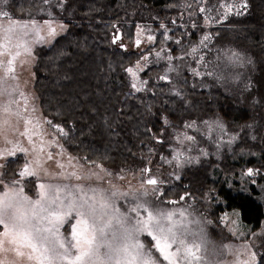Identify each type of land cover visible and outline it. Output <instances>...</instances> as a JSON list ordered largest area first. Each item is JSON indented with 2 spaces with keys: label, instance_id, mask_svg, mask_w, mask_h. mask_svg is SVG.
<instances>
[{
  "label": "rangeland",
  "instance_id": "rangeland-1",
  "mask_svg": "<svg viewBox=\"0 0 264 264\" xmlns=\"http://www.w3.org/2000/svg\"><path fill=\"white\" fill-rule=\"evenodd\" d=\"M13 1L9 0L4 4L3 0H0V11L10 13L8 18L0 17V24L6 27L10 19L21 21L35 19L39 24L48 20L54 22L53 27L57 28L58 35L54 39L49 38L45 27L39 35L50 42H37L39 36L29 29V35L23 37V40L29 42L31 56L25 53L23 48L16 49L10 45L13 54L16 51L21 52L13 65L15 73L6 75L4 70L0 69V78L4 80L3 84H0V90H6L0 95V123L7 121L3 134L0 135V149L12 148L17 143L28 149L27 154L17 152L15 157H8L6 161L0 160V163H7L11 159L17 161L15 169L17 177L11 178L7 167L0 170L6 173L0 177L2 181L0 196L8 193L9 198L19 199L21 196H27L31 200H36L40 199L41 183L59 186V191H53L50 195L58 196L60 200H64L69 194L90 200L94 197L92 202L96 203L98 208L101 203L107 202L109 207L106 211L110 216L123 214L133 223L137 216L130 210L143 203L150 210L174 213V220H181L191 232L199 234L189 235L187 239L189 242L195 240L196 243L203 239L200 251L203 257L201 264H253V253L256 254L258 262L260 256L264 254V224L254 228L245 223L241 216L234 219L232 213L234 210L239 211L238 209L226 210L219 216L216 214L212 216L215 203L221 199L213 189H203L199 178L201 174L214 167L221 168L223 158L231 153L241 133L253 129L255 121H251V125L248 123L241 126L239 131L232 132L218 119H194L172 123L165 117L162 134L149 144L148 152L143 158L129 165L115 167L88 161L85 156L71 150L68 144V131L44 114L39 95L34 88L37 59L41 50L39 48L51 46L57 37L67 31L63 14L68 0H36V8L22 14L13 10ZM230 2L232 0H205L203 3L197 0V5L193 9H183L172 19L142 9L132 11L119 19L113 27V38L119 37L113 43V48L140 53L139 58L124 68L128 81L127 95L143 97L147 102L155 94L156 83L168 82L174 87L188 83L197 89L221 88L231 95L240 94L239 98L245 99L247 93L243 92L249 91L250 77L256 67L252 54L245 49L229 45L221 47L216 44L217 34L214 27L238 16L230 13L225 19L221 14L225 9L220 5ZM202 7L208 11L200 12L199 9ZM61 24L66 26V30L62 31L58 27ZM129 24L133 25L131 38L126 33ZM4 35L0 29V43H7L3 40ZM205 35L211 36V39L205 42L207 47L200 43ZM149 36L154 39L149 40ZM160 36L162 42L159 47H155ZM18 39V36L13 35L12 44L14 45ZM137 41L140 43L137 44ZM194 47L198 49L196 53H192ZM234 53L239 55V60L233 56ZM169 57L172 59L169 60ZM199 57H203V60ZM230 57L232 59H229ZM10 59L11 56L8 54L0 57V60L5 62ZM22 60L29 63L22 66L20 63ZM137 64L142 70L137 71V75L133 77L127 69L136 70ZM193 69L199 71L201 75H195ZM209 71L214 74L207 75ZM13 75L17 79H12ZM72 81H75V78ZM133 83L141 90L134 89ZM5 107L8 108L7 112L4 111ZM28 120H31V123H28ZM49 121L51 123H48ZM23 132H27V135H21ZM189 136L193 139H187ZM5 137L12 143H5ZM26 162L36 169L37 176H19ZM61 165L63 167H60ZM251 170L253 174L250 178L257 183L261 170ZM248 171L249 169L246 173ZM149 178H154L160 183L158 186L149 185L146 183ZM180 182L181 194L178 197H166L167 190ZM157 187L159 191L153 193V189ZM145 190L148 191V195L143 194ZM262 198L264 200V195ZM181 211L184 213L183 217L180 215ZM145 216L146 212L141 209L139 218ZM113 225L119 227L115 220ZM4 231L3 225H0V234ZM60 233L66 244L72 242L68 223L60 227ZM139 240L145 245L143 251H150L153 258L162 260L153 246L154 241H151L147 234H141ZM5 247L11 250H0V262L3 264H40L35 258L37 253L22 242L6 243ZM175 248L176 245H173L172 250ZM16 249L24 255H17ZM100 251L103 254L105 249L102 248ZM29 256L32 258L29 259Z\"/></svg>",
  "mask_w": 264,
  "mask_h": 264
},
{
  "label": "trees",
  "instance_id": "trees-1",
  "mask_svg": "<svg viewBox=\"0 0 264 264\" xmlns=\"http://www.w3.org/2000/svg\"><path fill=\"white\" fill-rule=\"evenodd\" d=\"M249 2L245 14L214 27L216 44L245 49L254 58L256 67L250 77L249 91L243 92L247 93L245 99L221 88L197 89L188 83L174 87L168 82H159L154 85V96L146 102L143 97L127 95L124 68L139 58L140 53L113 48V27L123 16L140 9L172 19L183 9H193L197 0H68L63 14L66 33L57 37L51 46L39 48L34 88L44 114L68 131V144L73 152L88 161L112 167L129 165L143 158L149 144L162 134L165 117L172 123L218 119L232 132L254 120L253 129L244 130L231 153L223 158L222 166L219 165L222 169L214 167L199 178L203 189H213L221 199L215 203L212 216L238 209L245 223L261 227L264 224V193L261 191L264 188L261 183V180L264 182V96H261L264 95V0ZM35 6L36 0L12 2L18 14L28 13ZM126 33L131 38L133 25L126 27ZM161 42L162 36L155 47ZM110 85L113 87L109 88ZM90 118L105 122L106 129L98 130L97 124H90L96 123ZM106 132L113 134L111 139ZM134 133L136 138H133ZM120 134L127 135L126 139L133 144ZM16 167V160L7 162L11 178L17 177ZM248 169L261 170L259 183L251 180L246 173ZM215 170L217 175L212 172ZM235 182L237 187L233 185ZM246 185L250 190L253 188L252 191H248ZM181 190L180 182L167 190L166 197H178ZM262 262L264 254L257 264Z\"/></svg>",
  "mask_w": 264,
  "mask_h": 264
},
{
  "label": "snow or ice",
  "instance_id": "snow-or-ice-1",
  "mask_svg": "<svg viewBox=\"0 0 264 264\" xmlns=\"http://www.w3.org/2000/svg\"><path fill=\"white\" fill-rule=\"evenodd\" d=\"M8 2L9 0H3L4 4ZM201 2L203 3L205 0H201ZM220 7L225 9L221 14L227 19L230 13L235 15L245 14V10L249 5L248 0H232V2L220 5ZM199 11L205 12L208 10L202 7ZM9 16L8 11H0V17L8 18ZM209 19L212 18L209 17ZM53 23V21L48 20L44 21L43 24H39L35 19L30 21L10 19L6 27L0 24V29L5 33L3 40L7 42L0 43V57L5 54L11 56V59L7 62L0 60V69H3L6 75L9 73L14 74L15 68L13 65L21 52L16 51L13 54L10 45L16 49L23 48V51L31 56L30 44L27 40H23V37L28 36V30L31 29L33 34L39 36L37 42L45 41V37L39 34L46 27L48 37L54 39L58 33L57 28L53 27ZM58 27L62 31L66 30V26L63 24L58 25ZM13 35L19 37L14 45L12 44ZM116 39H119V37H115L113 42ZM148 39L153 40L154 37L149 36ZM210 39V35H205L200 43L207 47L205 42ZM45 42H50V40ZM139 43L137 41V44ZM197 51V48H192V53ZM157 56H159V53H157ZM233 56L239 60L238 54L234 53ZM171 59L172 57H169V60ZM199 59L203 60V57H199ZM20 63L23 66L29 61L22 60ZM139 70L142 69L137 64L136 70L128 68L127 72L135 77ZM169 71H172V69H169ZM193 72L195 75H201L195 69H193ZM213 74L211 71L207 72V75ZM12 79H17V77L13 75ZM161 79H166V77H161ZM3 82V78H0V84H3ZM132 87L137 91L141 90L137 88L136 83H133ZM4 91L6 90H0V95H3ZM4 111L7 112L8 108L5 107ZM28 123H31V120H28ZM6 124V120L0 123V135L3 134L4 125ZM60 131L63 130L60 129ZM21 135H27V132H23ZM187 139L192 140L193 137L189 136ZM29 140H31L30 136ZM5 143L12 142L5 137ZM17 152L27 154L28 149L18 143L12 148H2L0 149V160L6 161L8 157H15ZM49 159H51V155H49ZM6 167L7 163H0V170ZM60 167H63V165ZM144 171L149 170L144 169ZM5 174L4 171H0V177ZM252 174V170L249 169L248 175ZM37 175L36 169L30 167L28 162L25 163L23 170L19 172L21 177H35ZM73 175L75 174L73 173ZM146 183L158 186L160 182L154 178H149ZM39 188L40 199L36 200H31L27 196H21L19 199L9 198L8 193L0 196V225H3L5 229L0 234V237H2L0 238V250H11L5 247L6 243L17 244V242H22L37 253L35 258L40 264H163L165 261L167 264H201L203 261V257L200 255L203 239L200 243H196L195 240L189 242L187 239L189 235L197 236L199 234L191 232L183 225L181 220H174V213L172 212L166 213L158 209L150 210L145 204L140 203L130 210L136 213L137 216L133 223L123 214L110 216L106 211L109 204L103 202L98 208L96 203L92 202L95 199L94 197L90 200L69 194L64 200H60L58 196L50 195L53 191L58 192L59 186L41 183ZM158 191V187L153 189V193ZM143 194L148 195V191L145 190ZM141 209L146 212V216L142 219L139 218ZM113 211L116 210L113 209ZM180 215L183 217V211ZM232 216L234 219H238L240 212L234 210ZM114 220L119 225L118 228L114 227ZM65 223L69 224L72 238V242L67 244L60 233V227ZM141 234H147L151 241H154L153 246L159 256L162 257V260L158 261V259L153 258L150 251H143L145 245L139 240ZM173 245H176L174 251L172 250ZM102 248L105 249L103 254L100 251ZM16 252L19 256L24 255L18 249H16ZM31 258L29 256V259ZM252 260L253 264H257L255 253L252 254ZM0 264H3V262H0Z\"/></svg>",
  "mask_w": 264,
  "mask_h": 264
},
{
  "label": "bare ground",
  "instance_id": "bare-ground-1",
  "mask_svg": "<svg viewBox=\"0 0 264 264\" xmlns=\"http://www.w3.org/2000/svg\"><path fill=\"white\" fill-rule=\"evenodd\" d=\"M150 1H151V0H150ZM152 1H154V0H152ZM116 3H118V2H116ZM116 3H115V4H116ZM159 3H160V1H159ZM119 4H120V3H119ZM119 4H118V6H119ZM153 4H154V3H153ZM154 5H155V4H154ZM240 28H241V27H240ZM237 29H238V28H237ZM255 34H256V33H255ZM262 66H263V65H262ZM120 68H121V67L119 66V70H120ZM111 86H112V85H110V86H108V87L110 88ZM112 87H113V86H112ZM111 89H114V88H111ZM211 90H212V89H211ZM213 91H214V90H213ZM215 91H216V90H215ZM220 91H221V90H220ZM217 92H218V91H217ZM210 93H211V92H210ZM218 93H219V92H218ZM259 94H260V93H259ZM259 96H260V95H259ZM261 96H264V95H261ZM152 97H153V96H152ZM221 97H222V96H221ZM154 98H155V97H154ZM205 98H206V97H205ZM209 98H210V97H209ZM155 99H156V98H155ZM155 99H154V100H155ZM262 99H263V98H262ZM157 100H158V99H157ZM155 102H156V100H155ZM157 102H158V101H157ZM157 102H156V103H157ZM260 102H261V99H260ZM207 103H208V102H207ZM215 103H216V102H215ZM226 103H227V102H226ZM262 104H264V102H263ZM262 104H261V105H262ZM218 106H219V105H218ZM249 108H250V107H249ZM172 110H173V109H172ZM175 110H176V109H175ZM253 113H255V112H253ZM98 118H102V117H98ZM103 118H104V117H103ZM103 118H102V119H103ZM96 119H97V118H95V119L90 118V121H92V120H93V121H96ZM90 121H89V123H90ZM97 121H98V123H97ZM97 121H96V123H92V122H91L90 124H93V126H94V124H97V127L99 126V127L97 128L98 130H99V129H100V130L104 129L105 127H103V124L105 125V122L102 123V120H101V122H100L99 120H97ZM110 121H111V120H110ZM107 122H108V121H107ZM112 123H113V122H112ZM99 124H100V125H99ZM101 124H102V127H103V128L100 127ZM106 124H107V123H106ZM110 124H111V122H110ZM237 124H238V122H237ZM112 125H116V123H115V124H112ZM250 125H251V123H250ZM108 126H109V123H108ZM122 126H124V125H122ZM122 126H121V127H122ZM110 127H111V125L109 126V129H110ZM125 127H126V126H124V127H122V128H125ZM95 128H96V127H95ZM122 128H120V130H121ZM105 129H106V128H105ZM234 129H235V128H234ZM112 130H113V129H111V131H112ZM131 130H133V129H131ZM239 130H240V129H239ZM239 130H238V131H239ZM257 130H258V129H257ZM106 131H108V130H106ZM109 131H110V130H109ZM134 131H135V130H134ZM257 132H258V131H257ZM107 133H109V132H106L105 134H107ZM112 133H114V132L112 131ZM120 133H121V131H120ZM122 133H124V132H122ZM126 133H128V131H126ZM242 133H243V132H242ZM134 134H135V135H134L133 138H136V137H137V136H136V133H134ZM108 135L110 136V139H111V136H112L113 134H110V133H109ZM121 135H122V134H120V136H121ZM130 135H131V134H130ZM137 135H139V134H137ZM122 136H123V135H122ZM125 136H127V135H125ZM125 136H123V137H125ZM135 136H136V137H135ZM105 137H106V135H105ZM126 138H127V137H125V139H126ZM110 139H109V137H108L107 140L110 141ZM123 139H124V138H123ZM126 140H128V139H126ZM136 140H138V141L140 142V140H142V139H140V140H139V139H136ZM128 141L130 142V143L128 142L129 144H133L132 141H130V139H129ZM142 141H144V140H142ZM135 142H137V141H135ZM139 144H140V143H139ZM141 144H142V146H143V143H141ZM144 144H145V143H144ZM133 146H136V145H133ZM140 146H141V145H140ZM151 146H152V145H151ZM143 147H144V146H143ZM135 148H136V147H135ZM256 148H257V147H256ZM138 149H139V148H138ZM144 149H145V148H144ZM141 150H142V148H141ZM259 150H260V149H259ZM261 151H262V150H261ZM262 152H263V151H262ZM256 154H257V153H256ZM241 156H242V155H241ZM257 161H258V160H257ZM204 165H205V164H204ZM224 166H225V165H224ZM201 168H202V167H201ZM203 169H205V168H203ZM218 169H219V168H218ZM220 169H221V168H220ZM216 171H217V170L212 171V172H215V173H213L214 175H217V174H216ZM207 172H208V171H207ZM200 173H201V172H200ZM219 173H220V172H219ZM192 175H193V174H192ZM222 175H223V174H221V176H219V177L222 178ZM209 176H210V175H209ZM228 176H229V174H228ZM194 177H195V176H194ZM196 177H197V175H196ZM229 177H230V176H229ZM231 177H232V176H231ZM231 177H230V179H231ZM217 178H218V177H217ZM219 179H220V178H219ZM233 179H234V178H233ZM217 180H218V179H217ZM258 180H260V179H258ZM258 180H257V181H258ZM196 181H197V180H196ZM231 181H232V179H231ZM234 181H235V180H234ZM212 182H213V181H212ZM216 182H217V181H216ZM218 182H219V181H218ZM259 182H260V181H259ZM259 182H258V183H259ZM229 183H230V182H229ZM236 183H237V182H235L233 185L236 186ZM245 183H248V182H245ZM251 183H252V182H251ZM261 183L264 184V182H262V180H261ZM215 185H216V184H215ZM244 185H245V184H244ZM250 185H251V184H249V186H250ZM241 186H242V185H241ZM255 186H256V185H255ZM262 186H263V185H262ZM236 187H237V186H236ZM236 187H235V188H236ZM244 187H247V188H248L247 185L244 186ZM244 187H243V188H244ZM250 187H251V186H250ZM256 187H257V186H256ZM256 187H254V188H256ZM259 187H261V186H259ZM247 188H245V189H247ZM261 188H262V187H261ZM225 189H226V188H225ZM252 189H253V188H252ZM252 189L250 190V189L248 188V191H252ZM262 189H263V190H261V191H264V188H262ZM242 190H243V191H246V190H244V189H242ZM256 190H258V189L256 188ZM259 190H260V189H259ZM219 192H220V191H219ZM227 192H228V191H227ZM254 192H255V191H254ZM259 192H260V191H259ZM259 192H258V193H259ZM222 193L224 194V191H223ZM238 193H239V192H238ZM263 193H264V192H263ZM228 194H229V193H228ZM252 194H253V193H252ZM256 194H257V192L255 193V195H256ZM261 194H262V192H261L259 195H261ZM232 195H233V194H232ZM263 195H264V194H263ZM263 195H262V197H263ZM252 196H253V195H252ZM225 198H226V197H225ZM254 198H256V196H255ZM218 224H219V223H218Z\"/></svg>",
  "mask_w": 264,
  "mask_h": 264
}]
</instances>
